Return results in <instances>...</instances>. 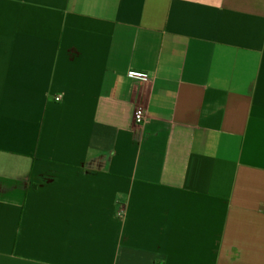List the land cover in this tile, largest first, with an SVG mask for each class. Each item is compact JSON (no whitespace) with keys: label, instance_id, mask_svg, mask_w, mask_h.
I'll return each mask as SVG.
<instances>
[{"label":"crops","instance_id":"1","mask_svg":"<svg viewBox=\"0 0 264 264\" xmlns=\"http://www.w3.org/2000/svg\"><path fill=\"white\" fill-rule=\"evenodd\" d=\"M0 264H264V0H0Z\"/></svg>","mask_w":264,"mask_h":264},{"label":"built area","instance_id":"2","mask_svg":"<svg viewBox=\"0 0 264 264\" xmlns=\"http://www.w3.org/2000/svg\"><path fill=\"white\" fill-rule=\"evenodd\" d=\"M140 75L147 76L148 74L147 73H140ZM60 99H61V97H57V100H60ZM135 117H136L137 122H139V123L144 122L146 120V117H147L146 110L143 107H139L136 110Z\"/></svg>","mask_w":264,"mask_h":264}]
</instances>
